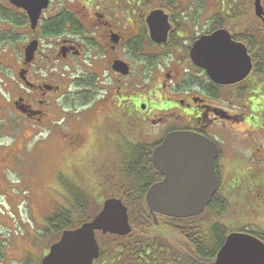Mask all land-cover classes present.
<instances>
[{
    "label": "flooded vegetation",
    "instance_id": "flooded-vegetation-1",
    "mask_svg": "<svg viewBox=\"0 0 264 264\" xmlns=\"http://www.w3.org/2000/svg\"><path fill=\"white\" fill-rule=\"evenodd\" d=\"M228 6L218 13L213 0H0V198L7 200L12 188L8 170L21 165L22 148L38 134L48 133L50 138L59 128L56 146L76 150L87 141L86 122L99 130L104 118L102 130L112 146L115 139L108 131L117 125L119 109L112 97L120 89L137 101L131 109L136 133L147 136L149 143L158 144L173 131L197 133L216 143L222 133L236 137L233 119L239 113L234 112V101L247 100L243 116L256 114L249 96L261 74L256 69L263 66H257L255 58L264 57V0H259V10L255 0H229ZM152 13L156 25L166 29L165 37L148 25ZM218 29L241 42L251 57L252 70L240 82L216 83L191 58L194 43ZM97 96L102 98L91 102ZM258 134L245 138L255 141ZM218 147L215 169L220 187L207 210L221 195L227 197L221 193L223 151ZM258 150L256 164L264 163L262 142ZM237 186L241 196H248V174L230 169L226 193L233 195ZM156 218V226L150 228L153 237L169 248L168 255L180 254L182 226L163 224L171 218L161 214ZM166 229L179 244L164 238ZM99 246L94 264L105 263ZM177 257L178 262L173 257L165 264H183Z\"/></svg>",
    "mask_w": 264,
    "mask_h": 264
},
{
    "label": "rangeland",
    "instance_id": "rangeland-1",
    "mask_svg": "<svg viewBox=\"0 0 264 264\" xmlns=\"http://www.w3.org/2000/svg\"><path fill=\"white\" fill-rule=\"evenodd\" d=\"M228 1L218 0L217 5L224 10L223 6L224 4L228 6ZM228 7L232 10L236 9L234 5L229 4ZM225 14L228 16L227 13ZM258 59V66H261L264 58ZM253 90L249 96L252 100H248L254 104L249 103L250 106H254L256 114L243 116L241 113L248 109L243 108L242 104L247 100H235L234 112L239 115L233 120H235L234 127L238 135L236 134L233 138L222 133L217 141V145L223 151L220 165L224 182L221 193L223 192L222 194L227 197L221 195L220 199L225 198L223 199L225 210L218 218L216 217V220L229 226L227 228L230 231L244 228L264 237V163L256 164L260 155L258 150L260 142L263 143L264 148V129L257 128L258 125L264 124L261 118L264 116V72L259 74L258 82L253 86ZM101 98L97 96L91 102H98ZM112 98H116L113 101L119 105L116 116L118 123L113 130L108 131L110 138L115 139L112 146L109 144L106 132L102 130L106 122L104 118H101L99 130H96L97 126L92 127L90 122H86L88 138L82 148L71 151L58 148L56 145L61 139L59 128L54 130L50 138L47 137L48 133L38 134L22 148L23 152L19 154L21 165L17 167V164H14L7 172L13 192L9 191L6 202L3 199L0 200V214L4 215L0 219V240H4L7 244L6 258L0 264H25L22 260L25 252L33 255L30 259L31 263L28 264L36 262L38 264V258L47 251L46 240L50 239V236H46L45 239L40 234V230H37V233L33 232L45 227L47 217L57 207H64L69 203L74 205L81 195L89 196L92 202L100 201L106 195L115 196L116 189L121 186L122 180H119L118 184L113 182L107 186L104 185L103 180H107V175L114 173L113 165L118 164L115 174L121 166L120 161L123 155L118 163V154L126 153L129 145L137 142L147 143L149 140L147 136L136 133L138 128L135 126L131 109L137 101L123 96V89L116 92ZM86 119L88 120V117ZM254 134H258L260 138L255 141L245 138L246 135L255 138ZM125 144L127 147H124ZM147 145L151 144L147 143ZM230 169H237L240 173L248 174L246 188L248 196H241L238 186L233 189V195L226 193L225 176ZM257 183L258 185H253ZM69 185L75 190L68 191ZM203 215L208 223L214 220L212 217L210 221L211 214L208 212ZM12 218L20 223V229H16ZM73 221H75L74 217ZM31 224H33V231H29ZM38 234L41 237L35 240L37 247L35 248L31 245L34 241L32 237ZM163 236L166 240L176 242L174 234L168 229L164 231Z\"/></svg>",
    "mask_w": 264,
    "mask_h": 264
},
{
    "label": "water",
    "instance_id": "water-1",
    "mask_svg": "<svg viewBox=\"0 0 264 264\" xmlns=\"http://www.w3.org/2000/svg\"><path fill=\"white\" fill-rule=\"evenodd\" d=\"M255 4L259 10V0ZM156 23L154 20L150 27L161 31L162 25ZM161 32L165 37L166 31ZM191 57L213 81L221 84L244 79L252 66L245 46L231 40L225 30L197 41ZM217 155V146L203 136L184 131L167 134L152 153L153 166L164 179L147 190L145 201L150 213L182 218L201 213L219 186L214 169ZM96 231L120 236L130 232L127 208L120 199H106L90 221L64 230L40 264H93L99 255ZM213 264H264V242L249 233L231 232Z\"/></svg>",
    "mask_w": 264,
    "mask_h": 264
},
{
    "label": "trees",
    "instance_id": "trees-1",
    "mask_svg": "<svg viewBox=\"0 0 264 264\" xmlns=\"http://www.w3.org/2000/svg\"><path fill=\"white\" fill-rule=\"evenodd\" d=\"M154 146L135 144L130 147L129 152L124 156L121 177L118 179V182L119 180H122V182L121 186L117 187V191L118 197H121L124 204L128 206L132 230L123 237L97 234L98 242L102 246L104 264H165L166 261L168 263V258L176 257L175 259L178 260L177 256L179 255L183 258V264H212L217 250L230 231L227 228L229 226L216 220V217L218 218L225 210L223 200L216 199L209 207L208 211L214 218L210 223L207 222L204 215L183 220L168 219L163 221V224L172 225L174 228H177L178 224L182 226L184 242L181 244L182 247L179 248L180 254L172 251V254L168 255L165 251L169 248L164 249L150 231L154 224L144 203V193L147 186L158 178L150 160L151 149ZM148 174L151 176L146 181L145 177ZM68 189L75 190L70 185ZM100 208L101 202H92L89 196L81 195L79 200L74 202V205L69 204L66 208L57 207L47 217L42 235L50 236V239L47 240L49 244L59 237L62 230L76 227L89 220ZM73 217L75 221H73ZM249 232L264 240L262 235L252 231ZM175 243L179 244L180 242ZM3 245L4 242L0 241V258L4 252ZM30 254L32 253L24 255L26 263H31L30 259L33 255Z\"/></svg>",
    "mask_w": 264,
    "mask_h": 264
}]
</instances>
